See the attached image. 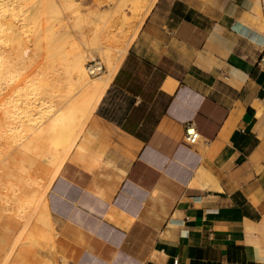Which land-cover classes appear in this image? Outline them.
I'll return each instance as SVG.
<instances>
[{"label": "crops", "instance_id": "0c3cea01", "mask_svg": "<svg viewBox=\"0 0 264 264\" xmlns=\"http://www.w3.org/2000/svg\"><path fill=\"white\" fill-rule=\"evenodd\" d=\"M262 57L264 0L154 1L46 193L67 264H264Z\"/></svg>", "mask_w": 264, "mask_h": 264}, {"label": "bare ground", "instance_id": "6f19581e", "mask_svg": "<svg viewBox=\"0 0 264 264\" xmlns=\"http://www.w3.org/2000/svg\"><path fill=\"white\" fill-rule=\"evenodd\" d=\"M154 1L121 0L120 29L101 16L100 37L79 42L66 28L75 1L0 0V264H55L46 191L107 84L90 59L112 75ZM130 24L114 58L110 38Z\"/></svg>", "mask_w": 264, "mask_h": 264}, {"label": "rangeland", "instance_id": "374dc122", "mask_svg": "<svg viewBox=\"0 0 264 264\" xmlns=\"http://www.w3.org/2000/svg\"><path fill=\"white\" fill-rule=\"evenodd\" d=\"M73 1H75L78 5L76 6V10L74 14H72L71 20L66 22V28L69 31H71L69 32V34L72 36V38L76 39V41L79 42H80L79 36L82 35L88 38L89 40L91 38L95 40L100 37L99 36L100 31L94 32L93 30L95 28V24L99 20L98 19L99 17L106 16L108 14L112 15L113 16L112 18L116 20L115 27L117 29H120L119 27L121 26V20L123 18L121 15V11L123 12L125 11L129 16H131L132 3L130 2H124V4H121V0H73ZM73 29L74 31H72ZM122 29L124 30L122 34L120 33L112 36L109 41L110 53L114 56V58L117 56L118 53L116 51V46L119 45V42L133 35V29L131 27V24L126 25L124 28L122 27ZM100 62L103 69L102 72H99L94 76H90V77L92 79H96L99 76H104L103 82L107 83L111 77V74L108 71V62L103 60V58L100 56H95L94 58L90 59V65H95ZM96 81H98V79H96ZM50 221L53 226V234L55 236L56 223L53 217H50ZM48 252H49L48 254H51L50 251ZM54 258H55V264H67L66 260L61 256H59L57 253L54 256Z\"/></svg>", "mask_w": 264, "mask_h": 264}, {"label": "built area", "instance_id": "2783aa9c", "mask_svg": "<svg viewBox=\"0 0 264 264\" xmlns=\"http://www.w3.org/2000/svg\"><path fill=\"white\" fill-rule=\"evenodd\" d=\"M264 57H262L263 59ZM184 129V140L187 143H194L200 138V134L192 120H187L183 124ZM173 264H177V258L174 256Z\"/></svg>", "mask_w": 264, "mask_h": 264}]
</instances>
